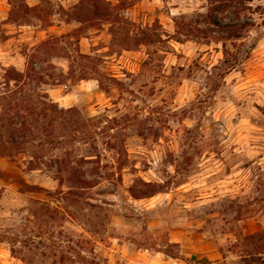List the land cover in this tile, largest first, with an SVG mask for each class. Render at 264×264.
<instances>
[{
	"label": "rangeland",
	"instance_id": "obj_1",
	"mask_svg": "<svg viewBox=\"0 0 264 264\" xmlns=\"http://www.w3.org/2000/svg\"><path fill=\"white\" fill-rule=\"evenodd\" d=\"M230 1L0 0V264L264 248V0Z\"/></svg>",
	"mask_w": 264,
	"mask_h": 264
},
{
	"label": "crops",
	"instance_id": "obj_2",
	"mask_svg": "<svg viewBox=\"0 0 264 264\" xmlns=\"http://www.w3.org/2000/svg\"><path fill=\"white\" fill-rule=\"evenodd\" d=\"M17 71L21 72L22 70L17 69ZM259 160H262V161L264 160V154L262 158H260ZM251 164H255V162ZM263 168H264V165H263ZM253 224L255 225L256 229L253 232L248 233L250 234L249 236H254V234H262V232H264V220L263 219L256 220L255 222H253ZM234 240L236 241L235 237H234ZM260 242H264V241L261 240ZM260 242L258 241V243ZM223 254H226V255H223ZM253 259H258L259 264H264V248H259L254 253L240 252L238 254L237 252L228 251V250H224L223 253L220 254V252L217 250L215 259L214 261H212L211 264H255L253 262ZM230 260H233V261H230Z\"/></svg>",
	"mask_w": 264,
	"mask_h": 264
},
{
	"label": "trees",
	"instance_id": "obj_3",
	"mask_svg": "<svg viewBox=\"0 0 264 264\" xmlns=\"http://www.w3.org/2000/svg\"><path fill=\"white\" fill-rule=\"evenodd\" d=\"M232 5V0L229 2V3H227L226 4V6H231ZM255 236V235H254ZM253 262L255 263V264H259V260L258 259H253Z\"/></svg>",
	"mask_w": 264,
	"mask_h": 264
}]
</instances>
